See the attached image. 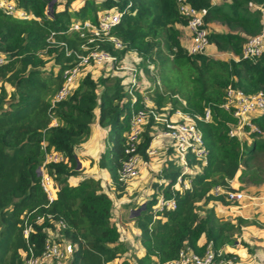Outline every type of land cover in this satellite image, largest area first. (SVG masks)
Listing matches in <instances>:
<instances>
[{
  "label": "trees",
  "instance_id": "obj_1",
  "mask_svg": "<svg viewBox=\"0 0 264 264\" xmlns=\"http://www.w3.org/2000/svg\"><path fill=\"white\" fill-rule=\"evenodd\" d=\"M11 1L37 19H18L0 10V56L5 59L0 65V264H24L29 249L39 254L50 233L67 248L65 264H164L187 246L198 253L208 242L215 249L235 248L245 229L256 222L241 216L224 219L231 202L223 194L213 195L212 189L216 185L228 188L229 180L245 174L254 183L261 182L263 167H251L257 154L264 153V135L253 134L250 142L243 143L230 136L229 123L234 119L221 105L229 85L246 93L264 92V54L242 56L247 40L264 28L259 10L264 0H187L206 8L207 24L216 22L226 29L207 26L209 45L226 54V59L205 52L192 54L183 46L178 25L187 21L178 0H65L62 9L56 5L49 9L51 0ZM112 8L119 9L122 18L110 33L123 47L117 49L104 40L100 48L116 61L136 54L145 74L154 64L151 70L158 71L154 77L161 85L130 84L133 99L121 77L94 79L87 72L69 96L52 102L64 83V70L73 64L74 56L67 55V50L81 51L85 42L70 27L86 21L95 24L101 12ZM142 91L158 112L168 106L170 111L203 115L209 108L211 119L198 121L208 164L189 176V188L171 189L180 168L172 159L166 160L163 181L152 183L153 193L143 203L134 198L122 203L127 209L144 204L134 217L143 253L134 255L122 245L113 196L128 195L118 170L126 159L131 115L143 107ZM254 121L264 130V113ZM94 122L106 128L96 166L108 172L109 186L93 175H80L76 150L90 138ZM154 124L150 117L138 148L146 161ZM51 152L64 159L44 163ZM188 161L195 162L191 156ZM41 169L55 183L52 202L40 185ZM159 193L175 202V208L161 213L165 221L152 217ZM214 202L220 205L218 212ZM26 228L30 229L27 236ZM240 243L248 247L244 240ZM128 250L130 255L124 254Z\"/></svg>",
  "mask_w": 264,
  "mask_h": 264
},
{
  "label": "built area",
  "instance_id": "obj_2",
  "mask_svg": "<svg viewBox=\"0 0 264 264\" xmlns=\"http://www.w3.org/2000/svg\"><path fill=\"white\" fill-rule=\"evenodd\" d=\"M217 3L220 0H210ZM180 13L186 18V25L189 30V45L187 47L189 53L206 52L209 45L208 24L204 21L207 13L206 8H197L187 0H178ZM252 6V3H249ZM0 10L18 19L35 18L33 14L19 8L15 2L11 0H0ZM261 17L264 19V5L259 7ZM122 12L117 8L103 11L99 14L97 23L88 21L80 24L74 23L70 27L71 31L79 32V35L85 39L81 45V51H69L67 55H73V64L66 68L63 72L64 83L57 90L52 98V102L60 101L69 96L77 87L79 81L85 76L90 68H98L110 64L111 67L118 68L121 61H116L109 51L100 48V42L106 40L113 44L117 49L123 47L121 41L111 35L110 31L113 26L121 21ZM264 54V28L256 36H253L245 43L242 56L248 58H256ZM5 62L3 56H0V65ZM132 78L125 84L129 95L134 98V91L129 87L131 84L138 85ZM143 107L133 112L129 121V131L127 134L126 146L124 152L126 159L123 161L118 170L120 181L125 182L130 189L134 182L141 175V168L147 164L139 152L141 143V135L144 127L150 117L154 120L153 131L151 132L152 140L145 149L148 156H155L160 148L157 147L156 140L165 139V149L169 150L167 160H173L175 165L180 168L175 182L171 186L172 190H184L190 187V177L197 171H200L208 164V152L204 143L203 134L198 126V121L207 122L211 119V111L207 108L203 115L188 114L180 109L170 111V107L161 108V112L156 110L152 99L149 95L142 91ZM222 109L231 114L234 121L229 123L228 134L236 137L241 143L250 142L251 136L264 135V130L254 121L255 118L264 113V92L257 91L255 93H246L244 90L236 88L232 85L227 86L224 93V102ZM55 123V122H53ZM161 124V127L157 124ZM191 156L195 160L194 164H190L188 157ZM64 157L58 152H51L46 155L45 162H58ZM40 185L46 193L49 202L55 197L56 186L51 176L40 170ZM163 181V180H162ZM160 181V183L162 182ZM232 180L226 185H216L212 189V194L217 196L223 194L226 200L231 202L229 211L234 212L242 206L241 202L245 199L244 192L238 188H234L231 184ZM175 208V202L172 198H165L159 193L156 203L153 207V220L165 218L161 213L165 209ZM118 225V223H117ZM29 228L24 230L25 236L28 235ZM122 240V238H121ZM63 243L57 239V236L49 234L43 244V248L39 254H35L29 249V256L24 264H61L66 257V250ZM228 251L230 254H227ZM164 264H252L243 262L240 257L228 248L215 249L212 242L205 244L202 253L195 252L191 247L182 248L177 258L169 260Z\"/></svg>",
  "mask_w": 264,
  "mask_h": 264
},
{
  "label": "rangeland",
  "instance_id": "obj_3",
  "mask_svg": "<svg viewBox=\"0 0 264 264\" xmlns=\"http://www.w3.org/2000/svg\"><path fill=\"white\" fill-rule=\"evenodd\" d=\"M52 1V7L56 5V9H62L64 7L65 0H51ZM74 7L77 6V3L72 4ZM263 26H264V19H262ZM209 25L210 29L215 30H226L225 28L218 25L216 22H212ZM178 28L183 30L185 32V29L187 28V25H178ZM188 30V28H187ZM189 31V30H188ZM186 33V32H185ZM184 33V35H185ZM190 41V37H189ZM189 42L184 40V47H188ZM206 54H209L211 56H214L215 58H224L226 59L227 55L221 52H217L215 48L210 45L205 52ZM140 62V58L136 56V54H128L119 64L118 68L111 67L110 64H107L106 66L98 67V68H90L87 70V72H90L94 79L101 78L103 76L106 77H121L123 79V84L128 83L132 78H135L137 84L142 85L144 87H152L156 83L158 84L160 82L159 78L154 77L157 76L158 71L156 69L152 68L155 67L154 64L150 65V72L148 74H145L143 69L138 67V64ZM49 67V64L46 65V68ZM155 74V75H154ZM161 85V83H159ZM158 84V85H159ZM7 89L11 90V88L7 85ZM104 137H105V129L100 127L96 122L93 124V130L90 138L84 143L78 150L77 156L81 161H86L84 163H87L84 165L82 163V167L80 175L86 176L89 174H92L94 176H97L100 178L103 182V184H106V180H104L103 176L100 172H102L100 169L96 166V160L98 153L102 150L104 147ZM257 160H254L252 163V167L256 164H261L264 171V153L257 154L256 157ZM159 159L154 160V163H156ZM102 174H104L102 172ZM239 174V173H238ZM260 175L263 177L261 182L254 183L251 180V176L249 174L243 175L241 179H239L238 176H235L234 179H232L231 184L234 188H239L244 192L245 199L242 201V206L244 203H247L248 201H254V204L252 206V209H246L244 208L243 213H239L241 208H239L238 211L230 212L226 209L224 214V219H234L236 216H241V214L248 216L249 220H254L256 223L251 225L252 227L250 230L248 228L245 229L242 236L237 240V246L235 248L240 249L243 248L245 250V255L241 254V259L243 262H251L252 259L256 260V264H264V172L260 173ZM139 187V188H138ZM138 188V189H137ZM147 188L142 187L141 184L138 183L136 180L133 184V186L130 187L129 192L137 190V194L139 195L136 197V199L141 202L145 199L147 194ZM253 197V198H251ZM114 202H115V210L114 215L115 219H119L117 212L122 206L123 202H127L129 200L128 197L126 198H115L113 196ZM132 198V197H131ZM122 202V203H121ZM121 204V206H120ZM218 212L220 208V205H216ZM242 208V209H243ZM133 212V213H132ZM131 214V217L129 215ZM123 217L116 221L118 223V228L121 232V238H122V245L126 246L127 249H130V251H133L134 255H140L143 253V247L141 243L138 240L139 235V229L134 224V217L136 215V210L131 211L129 213L128 211L123 212ZM241 240H244V242L248 245L247 248H245L242 243H240ZM66 254H67V248H65ZM130 251L124 252L126 255H130ZM61 264H65V260L61 262ZM253 264V263H252Z\"/></svg>",
  "mask_w": 264,
  "mask_h": 264
},
{
  "label": "crops",
  "instance_id": "obj_4",
  "mask_svg": "<svg viewBox=\"0 0 264 264\" xmlns=\"http://www.w3.org/2000/svg\"><path fill=\"white\" fill-rule=\"evenodd\" d=\"M180 31H181V41H182V43L184 44V40L185 41H188L189 42V31L187 30V28L185 29V32H183V30H181L180 29ZM184 33H185V35H184ZM142 86V85H141ZM144 87V86H143ZM142 87V88H143ZM152 87H154V86H152ZM105 129V133H106V128H104ZM167 141L165 140V139H163V140H156V144H158L157 145V147L158 148H160V150L158 151V153L155 155V156H148L149 158H148V160H147V164H145V165H143L142 166V168H141V175H140V177L138 178V183L139 184H141L142 185V187H147L148 186V188H147V194H146V197L147 196H149L151 193H153V189L151 188V185H152V183H154V182H157V183H160V181H162V179L160 178V176H161V170L163 169V167L165 166V162H166V160H167V158L169 157V150H166L165 149V143H166ZM103 149V148H102ZM100 153V152H99ZM98 153V154H99ZM97 158H98V155H97ZM156 159H159L156 163H154V160H156ZM84 162H86V161H81V163H80V167H79V169L82 167L81 165H82V163L84 164V165H86L87 163H84ZM98 168V167H97ZM98 169H100V168H98ZM104 174H102V172H100L101 173V175L103 176V178H104V180H106V184L109 186V184H110V180H109V175H108V172L106 171V170H103V169H100ZM89 175H92V174H89ZM94 176V175H93ZM95 177H97V176H95ZM98 178V177H97ZM110 189H111V187H109ZM139 188V187H138ZM137 188V189H138ZM129 188H128V195H127V197L129 198V199H132V198H134V199H136V197H138L139 195L136 193L137 192V190H135V191H132V192H129ZM111 191V190H110ZM126 197V198H127ZM132 197V198H131ZM145 197V198H146ZM251 198H253V197H251ZM145 201V199L144 200H142L140 203H143ZM136 202H139L138 200H136ZM122 203V202H121ZM214 204L215 205H219V203H215L214 202ZM241 204H242V202H241ZM253 205H255L254 204V201H248L247 203H244L243 204V206H241L240 208H241V210L239 211V213H243L244 211V208L246 207V209L248 208V209H252V206ZM120 206H121V204H120ZM230 206V205H229ZM229 206L228 207H226L227 208V210L229 211ZM244 207V208H243ZM243 208V209H242ZM114 210H115V205H114ZM128 211L129 213H131V211H133L134 209H130V208H125V207H123V206H121L120 207V209L118 210V212H117V215H118V217H119V219H115V215H114V221L116 222V221H118V220H120L124 215H123V212L124 211ZM239 210V208L238 209H236L235 211H238ZM133 213V212H132ZM242 216H243V218H250V217H248V216H245V215H243V214H241ZM129 217H131V214L129 215ZM117 223V222H116ZM252 226H249V227H247L248 228V230H250V228H251ZM238 244V243H237ZM236 244V246H237V248H238V245ZM226 248H228V249H230V250H232L233 252H235L239 257H240V259H241V254H244L245 255V250L243 249V248H240V249H237V248H231L230 246H226ZM245 263H253V264H256V260L255 259H252V261L251 262H245Z\"/></svg>",
  "mask_w": 264,
  "mask_h": 264
},
{
  "label": "water",
  "instance_id": "obj_5",
  "mask_svg": "<svg viewBox=\"0 0 264 264\" xmlns=\"http://www.w3.org/2000/svg\"><path fill=\"white\" fill-rule=\"evenodd\" d=\"M48 8L51 9L52 8V1L49 3ZM38 173L40 174V171H38ZM144 207V204H142V207L140 209H134V211L136 210V214H139L140 210ZM136 216V215H135Z\"/></svg>",
  "mask_w": 264,
  "mask_h": 264
}]
</instances>
